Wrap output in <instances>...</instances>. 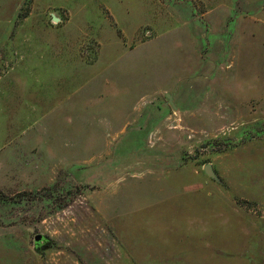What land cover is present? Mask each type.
Listing matches in <instances>:
<instances>
[{
	"label": "rangeland",
	"instance_id": "1",
	"mask_svg": "<svg viewBox=\"0 0 264 264\" xmlns=\"http://www.w3.org/2000/svg\"><path fill=\"white\" fill-rule=\"evenodd\" d=\"M0 264H264V0H0Z\"/></svg>",
	"mask_w": 264,
	"mask_h": 264
},
{
	"label": "water",
	"instance_id": "2",
	"mask_svg": "<svg viewBox=\"0 0 264 264\" xmlns=\"http://www.w3.org/2000/svg\"><path fill=\"white\" fill-rule=\"evenodd\" d=\"M53 20L57 21L58 18L53 17ZM167 97L170 98V95L167 94ZM203 170H204L205 174L211 176L212 178L218 179L213 167L210 164H205L203 166ZM33 240H34V244L36 247L38 246V244H40V242L47 241L46 237L43 236V234H41V233L36 234L33 237Z\"/></svg>",
	"mask_w": 264,
	"mask_h": 264
},
{
	"label": "flooded vegetation",
	"instance_id": "3",
	"mask_svg": "<svg viewBox=\"0 0 264 264\" xmlns=\"http://www.w3.org/2000/svg\"><path fill=\"white\" fill-rule=\"evenodd\" d=\"M46 241H43V242H40V244H43V243H45ZM40 244H38V246H40Z\"/></svg>",
	"mask_w": 264,
	"mask_h": 264
}]
</instances>
